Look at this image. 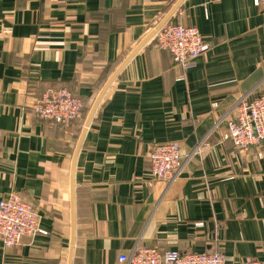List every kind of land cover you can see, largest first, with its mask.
<instances>
[{"label":"crops","instance_id":"1","mask_svg":"<svg viewBox=\"0 0 264 264\" xmlns=\"http://www.w3.org/2000/svg\"><path fill=\"white\" fill-rule=\"evenodd\" d=\"M167 21L208 46L185 69L155 43ZM47 86L81 99L70 126L33 112ZM263 91L253 0H0V198L39 215L0 264H121L138 243L264 262V142L224 137ZM171 141L179 173L151 180V147Z\"/></svg>","mask_w":264,"mask_h":264},{"label":"built area","instance_id":"2","mask_svg":"<svg viewBox=\"0 0 264 264\" xmlns=\"http://www.w3.org/2000/svg\"><path fill=\"white\" fill-rule=\"evenodd\" d=\"M264 8V0H253ZM158 48L168 51L174 62L187 68L207 48L195 26L167 21L154 33ZM33 112L46 121L70 126L81 115L82 101L64 86H47L32 105ZM234 115L226 119L224 134L239 150L264 142V91L252 99L245 97L233 106ZM151 180L171 182L179 173L184 155L175 141L155 144L148 153ZM39 230V215L34 207L15 193L0 198V241L4 247H12L24 235ZM121 264H229L220 250L208 252L161 250L157 246L138 243L128 255L118 257ZM240 264H264L259 260H246Z\"/></svg>","mask_w":264,"mask_h":264},{"label":"trees","instance_id":"3","mask_svg":"<svg viewBox=\"0 0 264 264\" xmlns=\"http://www.w3.org/2000/svg\"><path fill=\"white\" fill-rule=\"evenodd\" d=\"M82 108H83V104H82ZM81 114H82V110H81ZM81 116V115H80ZM79 118V117H78Z\"/></svg>","mask_w":264,"mask_h":264}]
</instances>
